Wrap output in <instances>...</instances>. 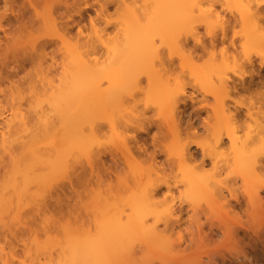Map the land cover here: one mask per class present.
Masks as SVG:
<instances>
[{"label":"rangeland","instance_id":"rangeland-1","mask_svg":"<svg viewBox=\"0 0 264 264\" xmlns=\"http://www.w3.org/2000/svg\"><path fill=\"white\" fill-rule=\"evenodd\" d=\"M75 1V6L81 7V16L73 13V10H68V12L72 14L70 19V24L72 26L70 36H65L66 38L61 37L62 30L58 27V25H53L47 19L42 0L38 1L34 5L35 9L38 11V16L36 19L39 21V25L35 32L32 31L33 23L26 29H14L18 21L13 17V13L9 14L8 11H6V13H8L13 26H8L6 24V20H2V22H0V32L5 30L6 34L3 37H0V43H2L3 46L5 44L10 45L16 43L19 44V46L26 47L30 50L32 46L36 47L38 44L40 47L45 41H52V43L45 44L43 47L47 56L45 60L41 61V64L37 63L39 61H35V64L31 63L30 61L24 62V71L30 70L32 74V79L29 81V86L25 89V92L31 96L30 101L26 103L24 100H21V93H13L11 88H9L7 96H5L2 91H0V123L1 116H11L10 114L12 113L23 116L24 110L29 107L30 104H39L41 106L43 117L44 115L47 116V114L48 117H53V114H57L59 112H62L64 116H69V123L67 125L62 123V126L60 123H57V120H55V123H53L54 128H51L53 124L50 127L47 126V129L50 128L49 130H45L46 127L44 126L45 129L41 127V131L37 133L32 127L31 132L25 137L26 143L30 145L34 143V145L32 144L33 147L37 146V148L34 147L35 152L37 149L39 151L41 148L44 149V146L50 147V142L55 143L54 146L57 147V151L61 150V161H64L65 164L64 166L60 165L58 170L54 171V173L50 172L51 169L47 170L48 172L54 174V177L51 175H49L51 177H48L47 175L46 182L49 184L58 182V184L62 185L63 191L61 189L58 190L59 199L61 202L59 205L53 206V201H49L50 207L42 209L40 214H38L40 216V224L42 226L43 234L36 232V239L34 240L35 242H30V238H33L30 231L31 229H35L34 225L36 224L37 215L32 217V220L28 219L29 228H27L25 235L28 246V254H24V257H22L19 248L15 247L14 250L16 251V263L17 259L22 257V259L26 261L27 264H39L38 260L41 259L43 261L46 251H54L59 245H63V243L67 241L68 236H71L77 242H109L108 239L110 235L108 233H110V225L106 220L108 219L107 215L111 217V213L112 216L116 213L118 214L120 209H116V213L113 212L112 208L108 209L109 211L112 210L111 213L107 211V209L104 208V204L106 203L105 198L108 202L115 201L116 203L117 201V204H120L124 197L128 196V191H122L123 188L120 187L122 188L120 189L117 186V176L123 172L127 175L125 172L128 171V181L131 183V181L133 182V180H130L133 179L132 174L134 171H136L133 170L135 163L132 164L133 169L132 166H129L131 167L129 170V168H127L128 165L123 163V161L120 159L119 147L121 145L122 138L124 137L127 143L132 144L133 147L137 146L143 141L142 139L145 138L149 152L153 150L152 136L158 135L160 145L167 143L171 139V136H169L168 133L169 128H171V121L165 119L166 115L163 114L162 116L159 114L158 109L153 102L154 100H157L159 96H153L152 93H147V95H145L144 93V90H146L149 84L150 78H153V83H156L157 81L165 83L166 81L169 86H173L176 83H182L185 86V94L180 96V100L185 99L184 101L186 102V106L179 102L178 110L175 111V114L173 113L174 120L179 122L178 128L180 132V141H174L170 145L173 158H176L175 153L178 150V147L176 146L177 143L191 141L189 143V147L191 150H193L196 148V145L193 144L194 142L208 141V130H210V126L215 120V117L213 118L214 110L212 105L216 103V98L202 91L201 87H206V84L202 82L199 77L201 73L200 68L202 69L204 62L209 59V55L207 53L201 54L200 49L196 47L194 49V43L191 38V34L184 35L182 33L179 38L169 36L166 38H161L155 36L152 38V42H154L153 46L156 47L155 49L161 58V62H159L155 56L151 55L149 57L141 58L140 49L138 48L140 43L139 38L132 33L133 29L137 26V23L131 16H129L130 14L126 12L125 7L126 5L133 6L136 10V13L138 14V18H142L145 11L143 4L144 0ZM234 1L231 0V3H228L230 2L229 0H199L200 6L198 8L194 7L193 13L198 15L200 9L202 12L205 11L202 10L203 8L207 10L208 7H210L209 9H211V13H209V15L213 19L218 17V22H220L222 20H228V17L230 18L233 15L238 19L239 15L237 12L240 11V8H242L241 10L245 11L249 5L251 10L250 12L253 11V13H255H251V15L249 14L247 18L248 22L250 24L256 23L258 26H261L260 37H264V5H261L255 9V3H260V0ZM55 2V8L58 12L65 10V8L60 4L61 0H56ZM71 2H73V0H68V3ZM238 2L245 6L247 5V8L245 7V9H243L244 6L240 5ZM23 3V0H13L12 7L14 10L18 9L16 12L20 19L28 20L31 16H33V10L27 6L26 3H24L25 5ZM236 4L238 6H236ZM36 5H41V7L38 8ZM148 6L149 5L147 4V8ZM0 11H2V8ZM238 20L236 21L237 23H235L233 28L237 31L240 29V23ZM215 22L217 23V21ZM202 25L203 24H198L197 27H195V33L192 35L198 36V38H200V40L207 45L209 50L214 51L215 56L213 61L215 64L221 63L222 57L219 53L220 43H218L214 49L208 46L210 34H212V36H219V26L213 24V27H215L213 30L211 29L212 31L210 30V33H207L208 31H206V28H204L205 26ZM79 27L82 33L80 36H77V30ZM123 32H125V36L123 35ZM134 33H136L135 30ZM230 34L231 30L228 34L229 36L227 37H230ZM236 40V49L232 51L234 57L229 55L226 67L228 70H234L236 73L240 74L245 68H240L236 61L244 58V52L249 53V55L255 58L256 53H264V46L253 47L251 44H247V46L243 47L241 46V40H239L238 37ZM115 44L119 45L120 58L116 60H110L107 58L109 52L108 49L106 50V47L107 45ZM78 45H80L82 48H80ZM92 49L94 53L88 52ZM190 50L194 51H192V59L188 58L187 55L184 56V53L187 54ZM84 51H87L90 55L92 54L90 56L87 53L90 57H93V54H96L95 56L98 57V62L94 65V71H97L96 76L101 77V75L108 74L112 70L115 71L116 69H122L123 66H129L130 68L139 67V74L136 71L137 74L134 72V75L136 74V76L133 75L134 79L135 77L138 79V82L136 83L127 82L124 79H117V87H115L116 84L112 79L106 81V85L104 84L105 80L102 79L104 83L102 81L100 82L102 83L101 87L104 85L106 86L105 88L110 90V95L115 97L117 94H119L120 99L123 101V107L120 108V113L118 114L117 112L114 115L113 124H110L107 112H104L101 109L98 111L90 107L85 110H79L76 107L81 95L89 90L93 84L92 77L83 75V73L79 72L78 70L77 55L83 54ZM86 55L83 58H86ZM51 56L52 58H50ZM82 56H84V54ZM208 61H210V59ZM14 64L15 63L13 60L8 63L10 68L14 66ZM50 65H52V67ZM9 67L4 69V67L0 66V68L13 73L12 74L10 72V74H12L9 78L10 81L14 80L17 74L20 76L24 74V72L21 71V68L14 71L10 70ZM155 68L163 69V71H161V78L154 73ZM194 73L196 76H194ZM227 73L229 77H235L234 73L230 71ZM261 73H264V70H262ZM258 78H260V74L258 76L255 75V79ZM52 86H55L56 88L59 87L64 90L65 87H70L72 91L68 94L57 92L51 94L53 89ZM3 87H5V85L0 84V88ZM229 97L231 98L226 97L224 102L226 101V103L230 104L231 111H236L239 109L240 112H242V114H239L236 119V122L239 124L237 133L242 136L246 134L245 132L249 134L246 127L247 123L252 124L253 120L251 118H259V122L261 120L260 106H257L259 104L254 103V105H250L251 96L244 90L230 92ZM106 98L108 99V96ZM189 99H192V101ZM234 101H240L243 105L233 108V105H235ZM247 112H252L254 115L251 118L249 116L247 117L245 115ZM74 116L77 118H73ZM59 121L60 120L58 119V122ZM80 122L82 125L79 128L78 124H80ZM139 123L148 126L149 130L147 134L137 131L136 126ZM57 124L58 126H55ZM73 127L76 128V130H79L78 135L80 136L81 141H74L75 134L73 133ZM131 135H135L137 142L131 141ZM83 142H85L83 147L84 149L79 150V146H81ZM261 149H258L259 155H256L257 157L261 155ZM41 151L44 153V150ZM42 152L40 154H42ZM52 152L55 153V150ZM97 152H99V154L100 152L101 154H104H100L102 157V162L104 161L101 163L103 166H101L103 168L104 166L107 167L111 171L110 174L109 172H104V170H107V168L103 169L98 164L99 162H96L93 166V171H96V174L90 173L91 171L87 165V158L89 155L93 156ZM111 153L116 154L119 157L120 161L118 160L116 166L112 163L113 161H111ZM262 157L264 156L261 155V158ZM157 159L158 161H163L165 159L164 153H159ZM33 161L35 163V161L38 160L33 159ZM28 162L29 161L27 158L26 163ZM62 162H60V164ZM40 164L41 163H39L40 167L37 165L38 168L34 164L36 169H34L33 166V171L36 176H38V172L42 167ZM61 166L63 168L62 170H60ZM81 166L83 169L85 168V172L83 171L84 174L82 171H80L82 169ZM210 166L211 165H208V168H210ZM49 167L45 166V168ZM71 167L78 168L84 179H87L83 184H79L77 186L75 192L72 191L70 185L68 184V178H71L73 175V171H70L72 170ZM41 170H43L44 174L47 172H44V168ZM226 175L227 173L223 172L220 175H215L214 179L225 180V184L237 192L236 194L238 200L230 198L228 194L225 193L226 199L228 200L227 204L229 205V207H227V209L229 208V211L226 210V212L228 216L231 215L228 214L229 212L238 214L239 217L237 218L240 219V222L239 219L236 221L237 218H234L233 215V219H231L230 217L222 214L225 211L220 212L223 210H220L216 207V199L218 200L220 197L214 192L212 194V190H218L219 188L217 185L212 187L210 193L187 192L184 189L182 182H180L182 176L178 174L177 169L174 168L169 174V181L171 184L176 185V187L173 188V197L174 202L176 203L175 206L178 204L181 206V210L175 209V211H173V215L179 217L180 219L178 225H175L172 229H164L161 219L165 213H159L160 215H158L160 218H158L159 220L157 222V232L159 236L156 238H152V236L149 235V237L146 235L144 236V234L141 232H138L139 234L137 233L135 235L136 231H134V233L130 232L129 235L126 230L124 231L127 233L121 231L119 236L122 235L120 237V240L122 241L120 242L121 244L125 242L123 244L126 245H122L124 248L121 246V248L124 249L122 250V253H120V248V251H117L118 253L114 252L113 255H110L111 258L109 257V259L112 260L111 264H138V262L139 264H144L146 261H153L156 262V264H169V262H175V264H240L242 259H246L249 264H264V235H262L261 229V213L251 214V211L249 212L250 203L248 202L249 200L247 198V194L244 191L243 183L235 175ZM27 180L26 212L28 214L26 216L27 218H31L33 215L31 207L34 205L32 203L35 202L36 199H40L42 195L44 196L45 189L43 187L45 185H43L42 181L34 179L32 175H28ZM2 182L3 178L0 175V184ZM108 183H111L110 186ZM258 184H260V186ZM223 185L224 184H221V186ZM256 186L264 187V173L261 175L260 179L256 180ZM261 188L258 189L259 192ZM116 189L118 192L120 191V194H122L119 198L117 197L119 195L117 194L118 192ZM124 191L127 194L124 193ZM113 193L115 194L113 195ZM116 194L117 196H115ZM46 201H48V199ZM168 203L170 204V202H165L160 206L157 205L154 210L157 211V213L158 211L162 212L168 208L166 206ZM94 204H99L102 208L101 210H98V212L101 211V213L98 214L99 217L95 214L96 218L94 217L95 215L92 214L94 212L96 213V209H94L95 207H91L96 206ZM122 206L124 205L122 204ZM117 207H119V205H117ZM123 208L121 207L120 213L127 214V212L130 211V209L128 210L127 208ZM260 210L261 209H257L256 211ZM247 216L252 217L251 222L246 219ZM152 219V217H149L148 223L151 224ZM95 220L100 221V228L96 226ZM99 221H97L98 224ZM198 222L201 224V234H205V242L190 241V234L188 233V230L192 229L193 233H195L194 235L197 236L196 224ZM150 224L148 225L150 226ZM96 227L98 228L97 230ZM49 228L50 230H48ZM226 229L234 232L235 241H232L224 236L223 230ZM178 230L182 235L181 240L177 238ZM150 233L153 234L152 231H150ZM104 234L109 236L106 237ZM119 236H117V238ZM105 238H107V240ZM118 240L116 242H119ZM142 242H144V244L145 242H160V245L164 242L166 245L163 244L164 246L161 245V247H157L158 245H155L153 247V245L145 246ZM223 242H239V246H243V251L246 252H244L246 255L243 256L242 254H236L232 250L230 251L224 247L222 244ZM129 243L131 245H129ZM6 244L7 243L3 242L0 238V247H4L5 251H9L11 246H7ZM65 244L66 243H64V246ZM133 248H135L136 251ZM126 253L132 258L126 255ZM124 254L125 257L123 258ZM126 256H128V259L130 258V263L126 261ZM135 259L137 262L134 261ZM132 261H134V263Z\"/></svg>","mask_w":264,"mask_h":264},{"label":"bare ground","instance_id":"bare-ground-1","mask_svg":"<svg viewBox=\"0 0 264 264\" xmlns=\"http://www.w3.org/2000/svg\"><path fill=\"white\" fill-rule=\"evenodd\" d=\"M0 1V9L2 8V11H0V22H2V20H6V24L8 26H13L12 21L10 20L8 15V13H13V17L18 21L17 25H15L14 27V29L16 30L26 29L38 16V11L35 9L34 5L40 0H23V2L33 10V16H31L28 20L19 18V15L16 12L18 11V9L14 10L12 7L13 0ZM42 1L47 19L53 25H58V27L62 30V38H66L65 36L69 37L72 26L70 24L72 14L69 13L68 10H73V13L81 16V7L75 6V0H73V2L71 3H68V0H61L60 4L65 8V10L58 12L55 8L56 0ZM229 1L230 2L228 3H231V0ZM143 4L145 11L142 18H138V14L136 13V10L133 6L126 5L125 7L126 12L129 13V16H131L137 23V26L133 29L132 33L139 38L140 43L138 45V48L140 49L141 58L149 57L151 55L155 56L158 61L161 62V58L155 49L156 47L153 46L154 42H152V38H154L155 36L161 38H166L167 36L179 38L182 33L184 35L191 34V38L194 43V49L196 47L200 49L201 54L207 53L209 55L210 61H208L209 59H207L204 62L202 69L200 68L201 73L199 76L202 82L206 84V87H201L202 91L216 98V103H214L215 105H212L214 110L213 118L215 117V120L214 123L210 126V130H208L209 140L207 139L208 141L206 142H194L193 144L196 145V148L193 150H191L189 147V143L191 141L177 143L176 146L178 147V150L175 153L176 158L172 157L170 145L174 141H180V132L178 128L179 122H177V120H174V114L175 111L178 110L179 102L183 103V105L186 106V102L184 101L185 99L180 100V96L185 94V86L182 83H176L173 86H169L166 81L165 83H162L161 81L153 83V78H150L149 84L146 90H144V93L145 95H147V93H152L153 96H159V98L157 100H154L153 102L158 109L159 114L162 116L163 114L166 115L165 119L171 121V128H169L168 132L169 136H171V139L168 141L170 143L167 142L160 145L158 135H154L152 136L153 150L149 152L145 138L142 139L143 141L141 143L133 147L132 144L127 143V141L123 137L121 140V145L119 147L120 159L123 161V163L128 165L127 168H129V170L131 169V167L129 166H132V164L135 163L136 166L134 164V169L133 166L132 169L136 171H131L133 172V179H130L133 180V182L131 181V183L130 181H128V171L125 172L127 173V175L123 172L117 176V186L119 188L122 187L123 189L120 188L122 189V191H128V194L124 191V193H126L128 196L125 195L126 197H124L123 201L120 203L121 206L120 204H117V201L116 203L115 201L108 202L105 198L106 203L104 204V208H106L107 211H109L108 209L112 208L113 212L116 213V209H120L118 214L113 213V216L111 213L112 210L109 211L111 213L110 216L112 217V219L107 215L108 219L106 220L110 225V228L108 227L110 231V233L108 234L110 236L107 234H104V236H109V242H77L71 236H68L67 241L64 242L66 243L65 246L63 243V245L61 244L62 247L61 245H59L54 251H46L43 257V261L41 259L38 260L39 264H44V262L45 264H111L112 260L109 259V257L111 258L110 255H113L114 252L116 253L122 245H126L123 244L125 242H123L122 244L120 242L122 241L120 240V237L122 235L119 236L121 231L126 230L129 235L130 232L134 233V231H136L135 235L138 232H141L144 234V236L149 235L152 236V238H156L157 236H159L157 232V222L159 220L158 218H160L159 213H165L163 218L161 219L164 229H172L175 225H178L180 219L179 217L173 215V211H175V209L181 210V206L180 204L175 206L176 203L174 202L173 188L176 187V185L171 184V182L169 181V174L173 171L174 168H176L177 173L182 176L180 182H182L184 189L187 192L210 193L212 187L217 185L219 189H213L212 194L214 192L220 197L218 200L216 199V207L220 210H223L220 212L225 211L222 214L226 216H228L226 210L229 211V208L227 209L229 205L227 204L228 200L226 199L225 193H227L230 198L238 200L236 194L237 192H235L233 188H230V186H227L225 184V180H216L214 179V177L215 175H220L223 172L227 173L226 176H228L229 174L235 175L244 185V191L247 194V198L249 200L248 202L251 206V212H249L251 214L261 213V210L256 211L257 209H260L261 197L258 189L262 187H257L258 185L260 186V184L256 186V180L260 179L261 175L264 173V170H262V168H264V164H262V161H264V157L261 158L262 154L258 157L256 156L259 155L258 151L263 147L264 144V130H262L261 128V120L259 122V118H251L252 116H249L250 112L245 113V115L247 117L249 116L253 121L252 124L247 123L246 129H248L249 134L245 132V135H239L237 133L239 124L236 122V119L239 114H242V112H240L239 109H237L236 111H231L230 104L226 103V101L224 102L226 97L231 98L229 97L230 92H238L240 90H244L251 96L250 105H254V103H256L259 104L257 105L258 107L260 106V97L258 93L261 89L260 87H264V73H261V71L264 70V53H256L257 56L255 55L254 58L253 56L249 55V53L244 52V58L236 61L240 68H245L240 74L236 73L234 70H228V68L226 67L229 55L234 57L232 51L236 49L237 37L239 38V40H241V46L243 47L247 46V44H251L253 47L264 46V37H260L261 26H258V24L256 23L250 24L247 19L249 14L251 15V13L254 14L255 12H250L251 10L249 5L247 8V5L245 6L239 3L240 5L244 6L243 9H245V7L247 8L245 11L241 10L242 8H240V11L237 12V14L239 15V20L233 15L230 18L228 17V20L226 21L222 20L218 22V17L215 16L216 19H213L209 15V13H211V9H209L210 7H208L207 10L203 8L202 10L205 11L202 12L200 11L201 9H198L200 15L193 13V8H198L200 6L199 0H144ZM147 4L149 5L148 8ZM237 4L236 6H238ZM255 4V9L262 5L261 2H257ZM6 11H8V13H6ZM237 20L240 23V29H238L239 31L233 29L235 23H237ZM215 21H217V23ZM198 24H203L205 26L204 28H206V31H208L207 33H210L211 29L213 30V28L215 27H213V24L219 26V36H212V34H210L208 39V46L214 49V47L218 43H220L219 53L222 57L221 63L215 64L213 61V58L215 56L214 51L209 50L207 45L202 42L200 38H198V36L192 35L195 33V27H197ZM134 30L136 33H134ZM230 30V37H227L229 36L228 34L230 33ZM2 32L5 33V30H2ZM81 33L82 32L79 27L77 30V36H80ZM123 35H126L125 32H123ZM50 43H52L51 40H49V42L45 41L42 46L39 47L40 50H42L37 54L36 62L39 61L37 62L38 64H41V61L45 60L47 55L44 52L43 47L45 46V44ZM78 46L82 48L80 45ZM25 48L26 47L19 46V44L16 43L10 45L5 44L2 48H0V54H3L4 52H7L9 49H11L12 56L0 66L4 67V69L8 68V63L13 60L15 64L11 68L9 67V69L16 71L24 67L25 61H30L31 63L35 64V62L31 60L30 51L27 55L25 54ZM32 48L34 47L32 46ZM107 49L109 52L107 58H109L110 60H116L120 58V48L118 44L107 45L106 50ZM192 51L190 50L187 54L184 53V56L187 55L188 58L192 59ZM88 52L94 53L93 49L91 51L89 50ZM88 52L84 51V56H82L83 54L77 55V66L79 72L83 73V75L93 78V84L92 87L89 88V90L81 95L77 105H75L79 110H85L90 107L98 111H100L101 109L104 112H107L110 124H113L114 115L117 112L118 114L120 113V108L123 107V101L120 99L119 94H117L115 97L110 95V90L105 88L106 86L104 85L103 87H101L102 83L100 82L102 81L104 83L103 80H105L104 84L106 85V81L112 79L116 84L117 79H124L127 82L136 83L138 82V79H136L137 77H135L134 79V76H136L139 67L130 68L129 66H123L122 69H116L115 71L112 70L108 74L101 75V77L96 76L97 71H94V65L98 62V57L95 56L96 54H93V57H90L92 54L90 55ZM85 53H88L90 56H88V54L86 55ZM85 55L86 58H83L85 57ZM17 57H19V59H17ZM50 58H52V56ZM50 66L52 67V65ZM4 69L0 68V76L10 78V75H12L13 73L10 71L12 73L10 74L8 70ZM154 71V73L158 77H160L161 71H163V69L155 68ZM228 71L234 73L235 77H229L227 73ZM134 72L136 73L135 75ZM257 74H260V78L255 79V75L258 76ZM194 76H196L195 73ZM213 77L215 80L213 79ZM52 87L53 89L51 94H54L56 92L68 94L72 91L70 87H65V90L59 87L56 88L55 86ZM115 87H117V84ZM107 96L108 99L106 98ZM189 100L192 101V99ZM234 103L235 105H233V108L243 105L240 101H234ZM10 115L11 116H1L0 123V175L3 178V182L0 184V238L3 242L7 243V246H11V248L9 249V251H5L4 247H0V252H2L0 253V264H11V262L15 258V247L19 248L22 257H24V254H28V246L25 236L27 229H25L23 225H28V219L32 220V217L40 214V211H42V209L50 207L49 201H53V206L60 204L61 200L59 199L58 190H62V185L58 184V182L49 184L46 182V179L47 175L48 177H54V174L50 172L54 173V171L58 170V167H60V165L64 166L65 164L64 161H61V150L57 151V147L54 146L55 143L53 142H50V147L44 146V149H40V151L44 150V153L41 151L42 154H40L41 152L38 149V152L36 150V153L34 147L37 148V146L33 147L34 143H32L33 145L31 144V146L30 144L26 143L25 139L26 135L32 130V124L26 122L23 119L22 115H17L14 113ZM53 115V117H48V114L47 116H42V119L46 121L41 126L42 128H44L45 126L46 129H44L49 130L50 128H47L55 123V120H57V123H60L62 126L63 124L67 125L69 123V116H64L62 112ZM73 118L77 117L74 116ZM58 119L60 120L59 122ZM58 124L55 126H58ZM81 125L82 124L80 122V124H78V127L80 128ZM53 126L54 124L51 126V128H54ZM136 127L137 131L146 134L148 133L149 129L147 125L139 123ZM78 131L79 130H76V128L73 127V133L75 134L74 141H81V138L78 135ZM130 139L131 141L137 142L135 135H131ZM84 145L85 142H83V144L79 146V150L84 149ZM54 150L55 153L52 152ZM33 152L36 154L33 155ZM162 152L164 153L165 159L163 161H158L157 156ZM100 154L99 152H97L93 156H88L87 165L90 168V173L96 174V171H93V166L96 162H99L98 164L100 166L102 165L101 163L104 162H102V157L100 156ZM101 155L104 154L102 153ZM110 157L111 161H113L112 163L116 166L119 157L116 154L112 153ZM256 157L261 159H257ZM27 158L29 161L28 163H26ZM33 159H36L38 161H35L34 163ZM31 162H33L36 167L37 165L39 166V163H41V169L44 168V172L48 169H51V171H47L48 173L45 172L44 174L43 170L40 169L38 172V176H36L33 171V166L34 169H36L35 165ZM60 162L62 163L60 164ZM208 165H211L210 168H208ZM45 166H50L51 168H45ZM62 166L61 169L59 168L60 170L63 169ZM81 168L82 169L80 171H82V173L83 171L85 172V168L83 169L82 166ZM104 168L107 167L104 166ZM71 169L72 170L70 171H73V175L71 176V178H68V184L70 185L72 191L75 192L77 186L79 184H83L87 179H84L82 173L79 172L78 168L71 167ZM108 170L109 169L107 168V170H104V172L106 171L110 174L111 171ZM28 175H32L34 179L43 182V185H45L43 188L45 189L44 191L46 195H42L40 199L38 198L35 200V202L32 203L34 205L31 207L33 211V215L31 216V218L23 216V220L21 221L20 217L23 215V212L21 210L26 211V185L28 183ZM110 184L108 183L109 186ZM221 184L224 185L221 186ZM117 189L116 191L118 192L119 189ZM119 192L117 193L119 196H117V194L115 195L118 198L120 197V195H122ZM114 194L115 193H113V195ZM47 199L48 201H46ZM165 202H170V204L168 203L166 205L168 208L166 210H163L162 212L158 211L157 213L154 208L157 207V205L160 206ZM122 204L124 206H122ZM94 205L96 206L91 207H95L94 209H96V213L94 212L92 214H96L98 216V214L101 213V211L98 212V210H101L102 208L99 204ZM117 205H119V207H117ZM121 207H125L128 210L130 209V211H128L127 214L120 213ZM228 214H231L230 216H228L231 219H233V216L234 218L239 217V215L236 213L233 214L229 212ZM96 215L94 216L95 218ZM149 217L153 218L151 224L148 223ZM238 219L239 218H237L236 221H238ZM95 221L96 226L100 228V221ZM97 221H99V224ZM239 222L237 223L240 224ZM148 224H150V226ZM97 229L98 228L96 227V230ZM196 230L197 236L194 235L195 233H193L192 229L188 230V233L190 234V241L205 242V234H201V224L199 222L196 224ZM150 231H152L153 234H151ZM30 232L33 236V238H30V242H32L36 239V230L31 229ZM180 233L181 232L178 230L177 238L179 240H181L182 237ZM223 234L228 239L235 241L234 232H232L231 230H223ZM117 236H119V240ZM105 239L107 240V238ZM117 240L119 242H116ZM130 243L129 245H131ZM142 243L144 244V242ZM159 243L160 242H145L144 245H153V247L155 245H158L157 247L166 245L164 242V245H160ZM222 244L225 248L229 249L230 251L232 250L236 254H242L243 256L246 255V252L243 251V246H239V242H223ZM122 247L124 248V246ZM133 249L135 250V248ZM122 250L124 249L121 248V251L119 250L120 253H122ZM126 255L129 256V254L127 253ZM128 256H126L127 259ZM22 257L17 259L16 264H20L21 261H24ZM124 257L125 254L123 258ZM127 259L126 261L129 262L130 258L128 260ZM134 261H136V259ZM134 261L132 262L134 263Z\"/></svg>","mask_w":264,"mask_h":264},{"label":"snow or ice","instance_id":"snow-or-ice-1","mask_svg":"<svg viewBox=\"0 0 264 264\" xmlns=\"http://www.w3.org/2000/svg\"><path fill=\"white\" fill-rule=\"evenodd\" d=\"M261 4L264 5V0H260ZM36 7H41V5H36ZM39 25L38 19H34L32 31L35 32L37 30V27ZM5 35L4 32H0V37H3ZM3 47V44L0 43V48ZM25 54L27 55L30 51L31 54V60L33 62L37 59V54L40 51L39 45L37 44L36 47L31 48L30 50L28 48L24 49ZM12 56V50L9 49L7 52H4L3 54H0V65H2L4 62H6L8 59H10ZM19 59V57H17ZM21 71L24 72L22 76L17 74L16 78L14 80H9L8 77L0 76V84L5 85V87L0 88V91L4 93L5 96L8 95L9 88H11L13 93H21L20 99L24 100L26 103L31 100V96L25 92V89L29 86V81L32 79L31 71H24V68H21ZM260 97V116H261V128L264 130V87H262L258 93ZM253 113H249V116H253ZM23 119L32 124L33 130L37 133L41 131V125L45 123L42 119V111L41 106L39 104L32 105L30 104L29 107H27L23 112ZM261 154L264 156V147L261 149ZM262 164H264V161H262ZM264 170V168H262ZM260 195H261V203H260V209H261V229H262V235H264V187L260 189ZM23 212V215L20 217V220H23V216H26L28 213L24 210H21ZM30 211V209H29ZM249 211H251V206L249 208ZM246 219L251 222L252 217L247 216ZM47 223V222H45ZM25 229L29 227V225L24 224L23 225ZM34 228L36 232L42 233V226L40 224V216H36V224L34 225ZM50 230V228L48 229ZM11 264H16L15 258L11 262ZM20 264H27L26 261H21ZM139 264V262H138ZM144 264H156V262L153 261H146ZM169 264H175V262H169ZM240 264H249V262L246 259H242L240 261Z\"/></svg>","mask_w":264,"mask_h":264}]
</instances>
